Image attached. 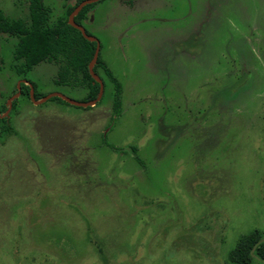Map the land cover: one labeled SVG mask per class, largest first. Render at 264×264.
Here are the masks:
<instances>
[{"label":"rangeland","instance_id":"374dc122","mask_svg":"<svg viewBox=\"0 0 264 264\" xmlns=\"http://www.w3.org/2000/svg\"><path fill=\"white\" fill-rule=\"evenodd\" d=\"M81 26L118 112L100 68L89 107L34 102L86 88L53 62L18 75L0 33V264H232L239 238L264 239V0H97Z\"/></svg>","mask_w":264,"mask_h":264},{"label":"trees","instance_id":"16d2710c","mask_svg":"<svg viewBox=\"0 0 264 264\" xmlns=\"http://www.w3.org/2000/svg\"><path fill=\"white\" fill-rule=\"evenodd\" d=\"M82 0H64V11L66 16ZM95 2L87 3L73 16V21L82 25L88 18L89 10ZM27 19H8L0 11V33L12 35L16 38L13 48V59L19 63L15 65L18 75L27 72L32 66L42 61L56 64L55 84L72 87L83 86L86 92L80 102L93 100L98 91V83L93 80L88 72L87 64L91 60L95 41L84 38L80 31L67 23V18H59L50 24L49 9L43 6L41 0H29ZM85 31V30H84ZM85 33L89 35L86 31ZM97 68L113 84L112 111L118 112L120 85L99 58V53L92 66L94 73L98 75L103 83L102 74H98ZM101 75V76H100ZM33 87V85L31 84ZM29 86L23 84L20 94L28 95ZM34 98L37 95L34 92ZM61 102L63 99L52 96ZM67 103V102H65ZM68 104V103H67ZM89 107V106H88ZM135 152L136 148H130ZM139 162V159L135 156ZM264 198V187L262 189ZM252 254L264 263V239L257 230H251L239 238L235 245L227 251V259L232 264H249Z\"/></svg>","mask_w":264,"mask_h":264},{"label":"water","instance_id":"95a60500","mask_svg":"<svg viewBox=\"0 0 264 264\" xmlns=\"http://www.w3.org/2000/svg\"><path fill=\"white\" fill-rule=\"evenodd\" d=\"M95 1H97V0H82L67 15V23H69L71 26H73L76 29H78L80 31L81 35L84 38L95 41V47H94V51H93L91 60L87 64V69H88L89 74L91 75L93 80L98 83V91H97V94H96L95 98L93 100L89 101V102H80V101L72 100V99H70L68 97H65V96H63L61 94H58V93H52V94H49V95L43 97L41 100L34 101V102H40V101H43L44 99L49 98L51 96H57V97H60L61 99H63L65 102L69 103V104L85 107V106H88L90 103L96 102L100 98V96L102 94V89H103L102 81L100 80V78L92 70V66H93V64H94V62H95V60L97 58V54H98V49H99L98 41L93 36L87 35L85 33L84 29L82 28V26L76 24L73 21V16L81 9V7L83 5H85L87 3L95 2Z\"/></svg>","mask_w":264,"mask_h":264}]
</instances>
